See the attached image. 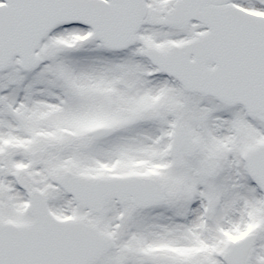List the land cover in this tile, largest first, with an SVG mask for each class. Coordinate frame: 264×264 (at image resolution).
<instances>
[{
    "label": "snow or ice",
    "instance_id": "6c2138e0",
    "mask_svg": "<svg viewBox=\"0 0 264 264\" xmlns=\"http://www.w3.org/2000/svg\"><path fill=\"white\" fill-rule=\"evenodd\" d=\"M0 264H264V0H0Z\"/></svg>",
    "mask_w": 264,
    "mask_h": 264
}]
</instances>
